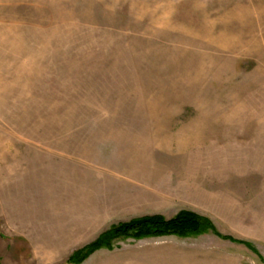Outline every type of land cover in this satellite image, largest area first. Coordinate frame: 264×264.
Listing matches in <instances>:
<instances>
[{"label":"rangeland","instance_id":"rangeland-1","mask_svg":"<svg viewBox=\"0 0 264 264\" xmlns=\"http://www.w3.org/2000/svg\"><path fill=\"white\" fill-rule=\"evenodd\" d=\"M264 264V0H0V264Z\"/></svg>","mask_w":264,"mask_h":264},{"label":"trees","instance_id":"trees-1","mask_svg":"<svg viewBox=\"0 0 264 264\" xmlns=\"http://www.w3.org/2000/svg\"><path fill=\"white\" fill-rule=\"evenodd\" d=\"M204 233H212L223 240L250 248V244L247 242L220 235L208 218L182 210L170 219H166L161 215H146L113 225L102 232L93 242L74 251L68 258V262L70 264H80L94 252L105 248L110 249L112 243L120 239L143 240L169 236L185 238Z\"/></svg>","mask_w":264,"mask_h":264}]
</instances>
